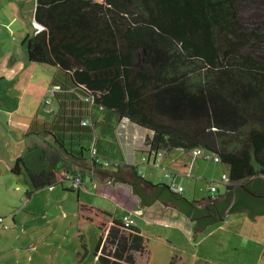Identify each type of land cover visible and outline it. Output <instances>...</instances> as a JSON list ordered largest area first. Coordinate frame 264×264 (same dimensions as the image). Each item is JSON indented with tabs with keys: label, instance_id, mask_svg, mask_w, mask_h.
I'll use <instances>...</instances> for the list:
<instances>
[{
	"label": "trees",
	"instance_id": "obj_1",
	"mask_svg": "<svg viewBox=\"0 0 264 264\" xmlns=\"http://www.w3.org/2000/svg\"><path fill=\"white\" fill-rule=\"evenodd\" d=\"M236 4L37 0L34 20L44 30L27 34L21 45L29 63L55 68L64 78L53 83L55 118L38 132L57 147L10 167L15 175L26 172L32 188L27 197L77 177L82 184L99 178L130 185L142 207L174 204L199 219L198 230L217 222L215 216L199 218L206 209H197V201L151 183L125 161L117 129L127 118L151 134L146 154L193 148L217 154L229 168V183L223 200L208 202L222 212L236 188L231 213L264 215V198L238 187L264 193V62L241 52L258 36L244 31ZM140 51L145 58L138 67ZM78 216L80 224L102 231L94 254L99 264H136L135 254H144L136 226L125 228L121 219L83 202Z\"/></svg>",
	"mask_w": 264,
	"mask_h": 264
},
{
	"label": "rangeland",
	"instance_id": "obj_2",
	"mask_svg": "<svg viewBox=\"0 0 264 264\" xmlns=\"http://www.w3.org/2000/svg\"><path fill=\"white\" fill-rule=\"evenodd\" d=\"M236 6L244 31L253 32L258 36L256 39H250L241 52L264 62V0H239ZM12 37L10 53L18 44L21 46L22 42L20 33ZM1 47L2 45H0V54H2ZM21 51L24 52L23 48ZM144 58L145 52L140 51L136 59L138 67L142 65ZM4 63V69L11 70L18 67L13 63L9 66L7 61ZM16 64L21 65V62L18 61ZM31 67L33 68L30 69L23 63V70L19 76L15 70H11L9 73L0 70L5 75L4 78H0V101L4 103V107H12L18 102H22L21 113H29L30 110L36 112L39 109L41 111L39 118L42 119L40 124L36 123L33 127L35 131H40L41 126L46 124L44 121L54 120L57 111V103L52 95V80L60 81L64 77L61 72L52 67L42 65ZM0 69L2 68L0 67ZM46 109L51 112L45 114ZM143 130L142 128L138 130L140 135L134 132L131 138L133 142L134 139H137L139 150L145 154L149 148L146 145V140L142 143ZM145 135L147 139L150 133L146 131ZM8 139H10L8 151L11 156L10 162H12L10 164L13 165L15 158L24 153L26 142L24 139L15 141L12 133ZM166 153L168 151H162L160 155L157 153L155 158H164ZM28 154L27 152L26 155ZM153 154L151 152L148 157ZM206 162L199 164V171L202 174L210 175L205 179L202 178L203 180L219 177L222 173L227 174L225 164ZM138 163L139 170L149 176L148 167L143 166L140 160ZM155 173V181L165 180L163 179L164 171L158 169L155 170ZM24 175L25 181H27L26 172ZM10 176L12 175L10 174ZM21 178L23 177L21 176ZM95 179L94 181L87 179L85 183L88 185L83 186L87 189L81 187L78 194L76 191L69 192L65 187L61 188L60 185H57L33 192L30 197L25 195L26 201L23 200V195L32 189L28 183L20 181L18 190H15L14 187L10 191L0 190V214H6V218L0 221V264H99L94 254L103 234L94 223L80 224L79 202L104 209L111 214L112 218H120L124 215L133 216L140 226L145 240V253L143 257L135 254L136 264H170L172 257L182 253H185V264H191L189 254L198 252H195L194 243L184 238L182 228L173 227L174 223L171 226H164L147 222L149 214L155 213L154 210L162 211L159 202L152 204L151 206L154 207L148 210L151 206L142 207L140 198L133 192L130 185L107 183L102 179ZM215 179L217 180V178ZM69 183L70 181L66 186ZM208 185L206 182L197 185L195 181L188 180L185 185L187 191L181 195L185 198H187L186 196L192 198L195 191L197 195H203L206 193L205 188ZM222 189L226 190L224 186ZM136 208L147 210V212L144 216L141 213L133 214ZM228 217V220L217 222L214 225L218 232L216 245L208 246L205 243L199 245L200 255L195 261L203 259L202 264H264V246L259 247L254 240L247 241L238 236V232L248 233L264 241V215L256 216L255 222H250L248 219L244 221L243 214L238 212H234ZM246 217H248L247 213ZM249 219L251 220L250 217ZM105 223L107 227L113 225L111 219L105 220ZM209 231L208 228L207 232ZM213 241L212 239L211 243ZM109 249L108 246L106 251L108 252ZM176 260L177 257L174 258V264H180Z\"/></svg>",
	"mask_w": 264,
	"mask_h": 264
},
{
	"label": "crops",
	"instance_id": "obj_3",
	"mask_svg": "<svg viewBox=\"0 0 264 264\" xmlns=\"http://www.w3.org/2000/svg\"><path fill=\"white\" fill-rule=\"evenodd\" d=\"M96 1H101V0H96ZM36 5H37V0H0V45H2V54H0V67L2 69L0 70H4L5 72L9 73L11 72V70H15L17 75H21V71L23 70V63L25 64V66H27L28 68H33L31 66H38L36 64L33 63H29L27 60V56L25 54V51H21V48H23V46L21 45H17L16 48L14 49V51H12L11 53L9 52V47H10V41H11V37L20 33V41H22L24 39V37L27 34H31L32 32H34V13L36 10ZM19 36V35H18ZM13 38V37H12ZM22 44V42L20 43ZM24 50V48H23ZM17 52V53H16ZM4 57V59H3ZM6 58V59H5ZM7 61L9 66L11 63L17 65L18 67H14L11 70L8 69H4L3 64H5L4 62ZM18 61L21 62V65L16 64ZM55 69V68H54ZM14 72V71H13ZM57 76V74H55ZM5 75H3V72H0V78H4ZM30 81V77L28 79V83ZM51 83V82H50ZM54 79L52 80V86H53ZM50 85V84H49ZM53 89V87H52ZM7 94V93H6ZM4 103L2 101H0V190H7L10 191V189H12L14 187L15 190L20 189L19 182L22 181L24 183H28V178L27 181H25V175L24 172H22L19 175H15L12 174L10 172V167H12V165L10 163V152L8 151L9 148V136L11 135V133L14 136L15 141H24L26 142L24 144V153L20 156H17L15 158H22V159H27V158H36L35 154L36 152H39L41 149L43 148H47L48 146H55L54 142L51 140L50 136H42L40 135L38 132V130L36 131L37 134H35V128L33 127L34 124L38 123L40 124V120L42 118H39L41 115V111L38 109L36 110V112H34L33 110H30L29 113H21L22 110V102H18V104H15L12 107H4L3 105ZM48 112H51V110L46 109V111H44V113L48 114ZM43 113V111H42ZM43 113V114H44ZM141 128H138L136 126L133 125H128L127 129L125 130V137L121 138V143H122V147H123V153H124V158L125 161L130 164V165H135L137 167V172L140 176H142L144 179L150 181L153 184H166L168 186H178L180 185L182 187V192L181 193H185L187 191L186 188V183L188 180H193L196 182V184L198 185L199 183L201 184V182L206 184H209L208 187H206L205 189L207 190L205 194H201V195H197L196 191L194 192V195L192 198H189V196H186L188 200H200L203 199L205 197H210L211 193H210V187L211 185H216L218 188V193L216 195V198L219 195H223L225 194V191H223L222 187L224 186L226 189V183H223L221 181L222 175H224L225 173H222L219 177H215L217 178V180L215 178L213 179H207V180H203L206 177H210L209 174H202L199 170V164L206 162V160L203 159H193L188 153H186L185 151H182L181 149H174L169 151L168 153H166V155H164V158L162 157L161 159L155 158V154H153V156L149 157L148 163L145 162L143 160V156L148 157L149 154L146 155V153L144 154V152H141L138 148V143L136 142L137 139H134V142L131 138L132 134L134 132H136L138 135L139 131L138 130ZM143 130V129H142ZM144 132V138L146 137L145 135V130H143ZM148 132V131H147ZM142 138L143 142L146 140V138L144 139ZM139 140V138H138ZM138 145V146H137ZM144 146V145H141ZM57 147V146H55ZM138 150V151H137ZM143 151V150H142ZM27 152L29 153L28 155ZM14 160V161H15ZM138 160H140V162L142 163L143 166L148 167V172H149V176L144 174V171L139 170V163ZM213 161H208L206 163H212ZM214 164H220L219 162H213ZM223 164V163H222ZM219 166V165H216ZM161 169L162 171H164V178L165 180H160V181H155L154 177L156 175L155 170ZM226 170H227V174L229 173V168L226 165ZM10 174L12 176H10ZM167 174H171V177H166ZM15 176V177H14ZM21 176L23 178H21ZM201 177V178H200ZM196 178H199L201 180H197ZM203 178V179H202ZM196 179V180H195ZM96 180V179H94ZM92 180V181H94ZM87 181V180H86ZM103 182H107L108 181H103ZM68 182L66 183H62L60 186L65 187L67 190L70 189L69 188V184L66 186ZM92 183V182H90ZM30 185V184H29ZM88 185L87 183L84 184V186ZM94 186V185H93ZM105 187L108 185H104ZM206 186V185H205ZM85 189H87V187H83ZM80 190V189H79ZM79 190H76L77 194L79 193ZM75 191V190H74ZM72 191V192H74ZM71 192V191H69ZM26 194H24V198ZM23 200H27L26 198ZM215 198V199H216ZM22 203V201H21ZM86 204V203H85ZM90 205V204H88ZM92 206V205H90ZM159 206L161 207L162 211L160 210H154L155 213L149 214L148 216V220L147 221L149 224H160V225H164V226H171L172 223H174V225H172L173 227L176 228H182V232H183V236L184 238H187L189 240H191L194 243V249L195 252L198 253H192L189 254L191 256V264H202V260H197V262L195 261L196 258H198L200 255V251L198 249V246L201 244H207L208 246H212V245H216L217 242V229L214 227V225L217 222H224L225 220H228V215L226 216L224 221H217L215 223L209 224L207 226H205L202 230H200L197 233V237L194 234V226L196 221L189 219L188 217H186L185 215H183L182 213H180L178 210L174 209L173 207L167 205L164 207L163 203H160ZM94 207V206H93ZM154 206H151L148 208V210L150 208H152ZM97 208V207H94ZM100 209V208H98ZM103 211H105L104 209H101ZM107 213H109L108 211H105ZM145 212H147V210H141L139 208H136V211L133 214H140L142 216L145 215ZM238 213L243 214L244 218L243 220H249L250 222H255L256 219H249V216L247 214L248 217H246V211L242 210V211H238ZM110 214V213H109ZM232 214V213H230ZM229 214V215H230ZM125 216H130L132 219L133 216L131 215H124ZM259 216V215H258ZM123 217H120L121 219ZM4 218H6V214H0V221H2ZM120 218H114V219H120ZM242 220V222H243ZM135 221V219H134ZM135 226L137 228H139V230L141 231L140 226L136 223L135 221ZM221 226V225H220ZM219 226V227H220ZM217 227V228H219ZM210 229L209 232H207V229ZM222 229V227H221ZM141 235H142V231H141ZM143 236V235H142ZM238 236L241 237L244 240H254L255 244L259 247H261L262 245L264 246V241H261L259 238H257L254 235L248 234V233H242V232H238ZM144 238V236H143ZM212 239L214 240L213 243ZM215 243V244H214ZM193 249V250H194ZM246 251V250H245ZM194 252V251H193ZM145 253V252H144ZM254 253H256V251H254ZM144 255V254H143ZM143 255H141V257H143ZM185 253L182 254H177L174 257L171 258V260L173 258L177 257V262H180V264H185ZM96 258V257H95Z\"/></svg>",
	"mask_w": 264,
	"mask_h": 264
},
{
	"label": "built area",
	"instance_id": "obj_4",
	"mask_svg": "<svg viewBox=\"0 0 264 264\" xmlns=\"http://www.w3.org/2000/svg\"><path fill=\"white\" fill-rule=\"evenodd\" d=\"M35 23H36V25H34V32L35 33L41 32L42 30H44V27L42 25H40L39 23L34 21V24ZM54 90H56V87L53 88V91ZM53 91H52V93H53ZM128 125H132V124H130V122L127 118H123L121 120L119 126H118V129H117V134H118L120 139L125 137V130L127 129ZM133 126H136V125H133ZM182 151H185V150H182ZM187 152L189 153V155L193 159H203L206 161L220 162V158L218 157L217 154H215L212 151L205 150L203 148H193V149L188 150ZM158 155H160V152H158ZM143 160L148 163L149 157H143ZM171 176H172L171 174L166 175V177H171ZM221 181L223 183H226V185H227L229 183L228 175H226V174L222 175ZM69 186H70V188L75 190V189H80L81 187L84 186V184H82L80 181V178L77 177V179H75V180H70ZM171 189L174 190L175 192H179V193H181L183 190L180 185L175 186V187L171 186ZM210 193H211L212 198L215 199L216 195L218 193V188L215 184L211 185ZM121 220H122L123 226L125 228H130L132 226H135V221L130 216H125Z\"/></svg>",
	"mask_w": 264,
	"mask_h": 264
},
{
	"label": "water",
	"instance_id": "obj_5",
	"mask_svg": "<svg viewBox=\"0 0 264 264\" xmlns=\"http://www.w3.org/2000/svg\"><path fill=\"white\" fill-rule=\"evenodd\" d=\"M240 189H242V190H244L245 192H247L249 195H251V196H253V197H256V198H264V193H259V192H256V191H253V190H250V189H247V188H245V187H243V186H238ZM225 194H223V195H219L216 199H213V198H210V197H205V198H203V199H200V200H195V201H197L198 202V204H196V206H197V209H205L204 208V205H206L207 203H209L208 202V200H218V201H221V200H223L224 198H225V196H224ZM230 196H231V198H230V201H229V203H228V205H227V207L221 212V213H217V219L219 220V221H224L225 220V218H226V216L227 215H229L230 213H231V211H232V209H233V207H234V205H235V201H236V188H233L232 190H231V192H230ZM184 197V196H183ZM187 199V198H186ZM188 200V199H187ZM188 201H192V200H188ZM163 205H164V207L165 206H167V205H169V206H171V207H173L174 209H176V210H178L180 213H181V211L179 210V208L177 207V206H175L174 204H172V203H170V202H164L163 203ZM245 211V210H244ZM246 213L248 214V216L251 218V219H254V218H252L250 215H249V213L246 211ZM183 214V213H182ZM202 214H204V213H202ZM184 215V214H183ZM186 216V215H185ZM187 217V216H186ZM189 219H192L191 217H188ZM203 219V218H202ZM210 219V218H209ZM192 220H195V221H197V220H199L198 218H197V220L196 219H192ZM217 220V221H218ZM194 234L196 235V237H197V233L200 231V230H198L197 228H196V223H195V226H194Z\"/></svg>",
	"mask_w": 264,
	"mask_h": 264
},
{
	"label": "flooded vegetation",
	"instance_id": "obj_6",
	"mask_svg": "<svg viewBox=\"0 0 264 264\" xmlns=\"http://www.w3.org/2000/svg\"><path fill=\"white\" fill-rule=\"evenodd\" d=\"M239 0H237L238 2ZM239 17V15H238ZM240 21V20H239ZM241 23V22H240ZM244 27V26H243ZM210 204V205H209ZM204 208L206 209V211L204 212V214H201L200 216H198L199 218H203V219H209L212 217H217V213H221V211L219 210V208H217V206H215L214 203H207L206 205H204Z\"/></svg>",
	"mask_w": 264,
	"mask_h": 264
},
{
	"label": "clouds",
	"instance_id": "obj_7",
	"mask_svg": "<svg viewBox=\"0 0 264 264\" xmlns=\"http://www.w3.org/2000/svg\"><path fill=\"white\" fill-rule=\"evenodd\" d=\"M34 25H36V23H35V24L33 23V26H34ZM220 162H221V161H220ZM228 177H229V176H228Z\"/></svg>",
	"mask_w": 264,
	"mask_h": 264
}]
</instances>
